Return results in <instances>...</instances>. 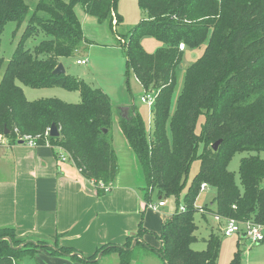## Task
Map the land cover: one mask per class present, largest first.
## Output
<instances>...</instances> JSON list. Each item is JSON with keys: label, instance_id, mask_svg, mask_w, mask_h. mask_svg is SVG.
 I'll list each match as a JSON object with an SVG mask.
<instances>
[{"label": "trees", "instance_id": "16d2710c", "mask_svg": "<svg viewBox=\"0 0 264 264\" xmlns=\"http://www.w3.org/2000/svg\"><path fill=\"white\" fill-rule=\"evenodd\" d=\"M117 3L0 0V37L9 22L24 26L11 58L5 62L0 57V138L10 144L26 143L25 138L37 146L48 144L66 153L83 178L106 184L114 180L118 168L110 137V98L66 71L54 74V70L63 65V59L90 45L75 7L113 31L122 23ZM137 4L144 19L124 35L115 33V40L144 91L153 89L152 133L138 114L120 124L144 175L147 203L153 193L150 189L161 199L179 195L202 145L199 170L185 193L184 210L178 207L159 233L152 234L159 243L154 252L164 264H217L218 234L209 235L205 250L191 248L196 242L194 215L199 212L194 202L202 184L215 192L213 209L205 207V212L264 226V159L250 155L264 152V0H137ZM39 37L36 45L28 47L29 40ZM142 37L154 38L160 46L148 54L140 45ZM179 44L188 49L203 47V53L185 69L172 107L183 53ZM18 83L77 92L80 102L28 101ZM52 125L59 134L56 138L46 136ZM237 153L249 154L239 162L238 181L228 170ZM146 233L140 225L137 237ZM240 246L237 242L230 264H241ZM43 249L85 264H96L99 253L115 254L120 264H129L131 255L119 246L105 245L85 258L74 249L27 242L17 238L13 228H0V264H20Z\"/></svg>", "mask_w": 264, "mask_h": 264}, {"label": "crops", "instance_id": "0c3cea01", "mask_svg": "<svg viewBox=\"0 0 264 264\" xmlns=\"http://www.w3.org/2000/svg\"><path fill=\"white\" fill-rule=\"evenodd\" d=\"M81 15V18L77 15L81 31L90 45L86 51H78L75 61L85 59L84 66H90L101 54L104 58L119 57L120 48L108 36L104 25L83 10ZM94 83L105 93L109 92L111 85L104 87L97 80ZM111 107L110 137L118 168L112 182H103L109 189L107 192L95 185L98 181L83 178L66 153L59 149L48 144L35 147L27 143L10 144L7 138L0 142V228H13L15 236L27 242L42 241L74 249L85 258L102 246L116 245L131 253L140 247L146 250L147 257L155 260L154 250L159 248V243L152 234H158L162 223L172 215L161 210L167 203L156 212L147 207L153 202L155 192L147 203L144 175L120 127L122 120L133 119L136 114L144 121L142 108L138 109L136 100L127 97L111 101ZM145 126L151 134L152 114L151 123ZM159 200L165 199L158 197ZM140 225L147 233L138 238ZM236 236L241 245L246 241L243 236ZM245 253L242 251L241 264H264L260 252L252 259L250 253ZM109 255L117 261V255ZM30 258L39 264H85L53 256L44 249Z\"/></svg>", "mask_w": 264, "mask_h": 264}, {"label": "rangeland", "instance_id": "374dc122", "mask_svg": "<svg viewBox=\"0 0 264 264\" xmlns=\"http://www.w3.org/2000/svg\"><path fill=\"white\" fill-rule=\"evenodd\" d=\"M80 6H76V14L79 18H81L82 10ZM117 12L122 18V23L114 28V32L109 29L106 24H103L106 28V32L108 36L116 43L115 33L118 35H124L133 27H135L141 20L144 19L142 12L140 11L137 0H118L117 3ZM115 22L112 23L114 25ZM24 26L17 27L15 23L9 22L5 25L3 33L0 37V57L7 62L19 41L20 34L23 31ZM41 39L39 37L37 40H29L27 42L28 47H33L37 44V42ZM117 44V43H116ZM140 45L142 49L148 53H154L160 43L157 42L154 38L151 37H142L140 39ZM119 49V48H118ZM119 57L110 56L108 58H104V55L101 54L99 59L95 62L91 63L90 66H76L75 58L76 55L70 59H63L61 62L63 66L66 68L67 74L72 77L83 80L88 83L93 88H99V86L94 83V80L101 81V84L104 87L111 85L109 88V92L105 93L110 98L112 102H118L125 97L129 100H136V106L138 109L142 108L143 119L147 125L151 123V107L147 104L140 103L139 99L143 95H145V91L140 86L138 81L136 80L132 69L126 64V56L124 51L120 48ZM203 47L196 49H188L182 53L181 63L176 71V81L174 86V91L172 95V107H174L175 101L180 93L183 86L184 72L187 67L195 63L202 55ZM18 85L22 88L25 98L28 101H38V100H46L50 98L57 99L64 103L69 104H77L80 102L78 93L73 91H67L60 87H50V88H31L18 83ZM96 85V86H95ZM95 86V87H94ZM151 91V92H150ZM153 94V89L149 90L148 93ZM147 93V94H148ZM144 104V105H143ZM148 110V112H147ZM202 119L200 120V122ZM202 145L198 147L197 156L191 163L189 167V171L187 175L183 178L185 183L181 192L177 197H168L165 200L167 201V205L162 208L165 213H169L173 215L176 212V209H179L183 206V200L185 197V193L187 191L188 186L190 185L193 177L197 174L199 170V156L201 154ZM247 153H237L235 154L229 165L228 170L235 175L236 181H238V168L239 162L243 157L248 156ZM250 155H258L260 159H264V152L259 153H251ZM150 192L152 191L150 189ZM214 190L210 187L206 188L203 191H199V194L194 202V207L197 209H205V207H211L210 204L214 197ZM152 204H157L158 196L154 193V198L152 199ZM213 209V207H211ZM205 211V210H204ZM203 216L200 212H196L194 215V222L197 226V230L195 232L196 242L191 245V248L194 251H203L206 248L205 240L209 238L211 233L218 234L221 239V248L218 257L217 264H230V260L232 255L236 249L237 236L233 235L231 237H223L221 233L217 231V222L214 220V216L212 214H205ZM241 245V244H240ZM243 254L245 252L250 253V258L252 259L257 252V255L260 254L264 258V242L261 244H250L248 240L244 241L240 246ZM263 251V253H261ZM144 253L147 254L146 250H143L140 247H137L131 254V264H164L161 258L155 254L154 258L147 257ZM148 255V254H147ZM246 256V253L243 256ZM97 257V255H95ZM112 255L105 254L101 260L96 262V264H120L119 259L116 257L117 261L112 260ZM40 263V262H39ZM34 258L24 257L20 264H39Z\"/></svg>", "mask_w": 264, "mask_h": 264}, {"label": "built area", "instance_id": "2783aa9c", "mask_svg": "<svg viewBox=\"0 0 264 264\" xmlns=\"http://www.w3.org/2000/svg\"><path fill=\"white\" fill-rule=\"evenodd\" d=\"M178 49L179 51L183 52L185 51L186 48L184 44H179ZM86 63L87 61L85 59H77L75 61V64L79 66H84L86 65ZM140 101L142 103L147 104L148 106H152L154 101V95L151 93L147 94V92H145V95H143L140 98ZM48 134H49V130L46 132V136H49ZM3 139L4 138H0V142ZM25 140L29 146L32 147L37 146L35 141L30 140L28 138H25ZM62 160H65V158H62ZM94 183L95 185H97L98 188H100L104 192H107L109 190L108 187L101 181ZM206 188H208V186L206 184H202L200 186V191H203ZM166 203H167L166 200H159L157 204H152V203L147 204V207L150 210L156 212L158 211L159 208L164 207ZM180 210L183 211L184 210L183 207H181ZM199 212L201 214H207V212H205L202 209H199ZM213 216H214V220L217 222V231L221 233L223 237H231L233 235L243 236L244 239L248 240L250 244L253 245L259 244L264 241V226L254 224L250 221L238 222L233 219L222 218L218 215H213Z\"/></svg>", "mask_w": 264, "mask_h": 264}, {"label": "water", "instance_id": "95a60500", "mask_svg": "<svg viewBox=\"0 0 264 264\" xmlns=\"http://www.w3.org/2000/svg\"><path fill=\"white\" fill-rule=\"evenodd\" d=\"M63 73H64V67H63L62 64H59V65L57 66V68L54 70V74H63ZM6 134H7V133L5 132V135H6ZM48 135H49L50 138H56V137H58L59 134H58V131H57V129L55 128L54 125H52L51 128L49 129V134H48ZM18 144H23V141H19ZM218 144H219V142H216V143L212 146V149H213L214 151L217 149ZM100 256H101V254L99 253L98 256H97V258L99 259Z\"/></svg>", "mask_w": 264, "mask_h": 264}]
</instances>
